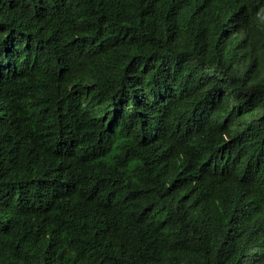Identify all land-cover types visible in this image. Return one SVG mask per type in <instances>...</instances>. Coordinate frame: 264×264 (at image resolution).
Returning <instances> with one entry per match:
<instances>
[{"label":"trees","instance_id":"trees-1","mask_svg":"<svg viewBox=\"0 0 264 264\" xmlns=\"http://www.w3.org/2000/svg\"><path fill=\"white\" fill-rule=\"evenodd\" d=\"M0 264H264V0H0Z\"/></svg>","mask_w":264,"mask_h":264}]
</instances>
